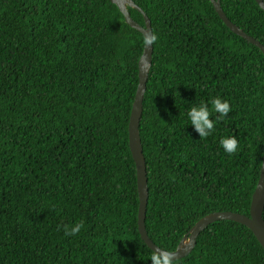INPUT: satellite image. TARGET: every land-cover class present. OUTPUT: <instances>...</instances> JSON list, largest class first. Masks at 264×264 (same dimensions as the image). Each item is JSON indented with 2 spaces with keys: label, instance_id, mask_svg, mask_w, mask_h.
<instances>
[{
  "label": "trees",
  "instance_id": "1",
  "mask_svg": "<svg viewBox=\"0 0 264 264\" xmlns=\"http://www.w3.org/2000/svg\"><path fill=\"white\" fill-rule=\"evenodd\" d=\"M133 2L159 36L139 124L145 228L173 251L209 213L249 215L264 155V54L210 0ZM220 4L264 45L255 0ZM142 36L110 0H0V264H151L128 144ZM216 96L232 110L200 138L186 113ZM227 135L234 155L219 144ZM175 261L264 264V248L243 224L218 220Z\"/></svg>",
  "mask_w": 264,
  "mask_h": 264
},
{
  "label": "water",
  "instance_id": "2",
  "mask_svg": "<svg viewBox=\"0 0 264 264\" xmlns=\"http://www.w3.org/2000/svg\"><path fill=\"white\" fill-rule=\"evenodd\" d=\"M214 6L215 11L226 24V26L235 34L248 40L256 47H258L264 54V45L256 40L254 37L245 33L241 28L236 26L232 21L228 19L221 8V0H210ZM260 8L264 10L263 0H255ZM116 5L118 10L122 13L125 22L135 28L137 31L143 34L145 28H151V22L145 12L137 6L133 0H110ZM128 7L134 8L139 11L144 17V26L134 21L128 11ZM153 45L147 48L143 47L142 54L138 61V85L132 104L129 123H128V144L132 159L135 164L136 172V184L138 194V210H137V225L141 239L151 250L159 251L158 247L148 236L145 228L146 206L148 202V184H147V171L146 163L143 155V148L141 144L139 124L142 115V101L146 90V83L148 80V74L152 64ZM264 155L262 158V165L260 170V176L255 186V189L251 196L249 215H244L238 212L232 211H216L209 213L199 220H197L191 228L180 239L177 247L173 251H169L176 259L182 258L188 255L196 245L197 237L202 230H204L210 223L218 220H232L243 224L251 230L255 238L260 245L264 248Z\"/></svg>",
  "mask_w": 264,
  "mask_h": 264
},
{
  "label": "clouds",
  "instance_id": "3",
  "mask_svg": "<svg viewBox=\"0 0 264 264\" xmlns=\"http://www.w3.org/2000/svg\"><path fill=\"white\" fill-rule=\"evenodd\" d=\"M159 39L158 34L149 28L143 30L142 42L145 48L152 46ZM232 110L228 100L221 99L219 96L213 97L209 102L201 101L199 104L193 105L187 111L186 116L189 124L198 133L200 138H207L214 130L216 123L226 117ZM213 113L216 118L212 119ZM219 144L223 151L228 155H234L239 150V142L235 135L223 136L219 140ZM84 227L83 223H76L74 226H64L65 236L77 235ZM151 264H176L173 254L167 250H153L149 256Z\"/></svg>",
  "mask_w": 264,
  "mask_h": 264
}]
</instances>
